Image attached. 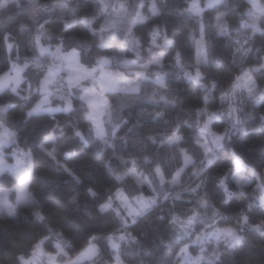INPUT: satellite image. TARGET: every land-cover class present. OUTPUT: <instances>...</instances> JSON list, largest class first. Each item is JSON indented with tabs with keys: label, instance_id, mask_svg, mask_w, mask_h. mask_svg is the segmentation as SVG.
<instances>
[{
	"label": "clouds",
	"instance_id": "1",
	"mask_svg": "<svg viewBox=\"0 0 264 264\" xmlns=\"http://www.w3.org/2000/svg\"><path fill=\"white\" fill-rule=\"evenodd\" d=\"M0 264H264V0H0Z\"/></svg>",
	"mask_w": 264,
	"mask_h": 264
}]
</instances>
